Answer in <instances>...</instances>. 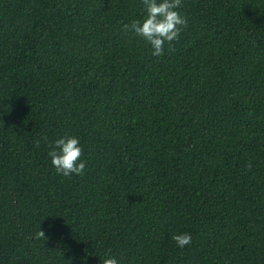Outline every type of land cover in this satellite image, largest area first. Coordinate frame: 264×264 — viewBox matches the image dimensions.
<instances>
[{"label": "trees", "instance_id": "16d2710c", "mask_svg": "<svg viewBox=\"0 0 264 264\" xmlns=\"http://www.w3.org/2000/svg\"><path fill=\"white\" fill-rule=\"evenodd\" d=\"M178 11L157 57L142 0H0V264H264V0Z\"/></svg>", "mask_w": 264, "mask_h": 264}, {"label": "clouds", "instance_id": "9594fccd", "mask_svg": "<svg viewBox=\"0 0 264 264\" xmlns=\"http://www.w3.org/2000/svg\"><path fill=\"white\" fill-rule=\"evenodd\" d=\"M145 14L140 19H133L123 25L124 32H133L150 44L153 56H162L167 43L172 49V42L179 39L180 33L188 25L187 18L178 9L182 0H142ZM48 156L56 172L65 177L83 175L86 162L81 160L82 148L79 139L66 135L50 145ZM251 169L252 165H247ZM36 239H47L41 229L35 234ZM172 239L183 248L191 243L189 233L174 234ZM102 264H118L115 257H106Z\"/></svg>", "mask_w": 264, "mask_h": 264}]
</instances>
